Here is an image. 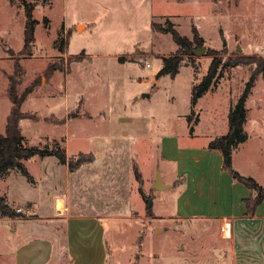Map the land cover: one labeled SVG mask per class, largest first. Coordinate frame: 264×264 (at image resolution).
<instances>
[{
    "label": "rangeland",
    "instance_id": "rangeland-1",
    "mask_svg": "<svg viewBox=\"0 0 264 264\" xmlns=\"http://www.w3.org/2000/svg\"><path fill=\"white\" fill-rule=\"evenodd\" d=\"M23 1L32 3L36 19L29 53H20ZM168 22L189 39L196 28L202 41L191 47L205 46L203 55H183L174 77L158 76L162 57L177 50L169 33L155 29ZM212 58L221 60L216 75L191 109V88ZM239 58L249 63L232 66ZM253 59H264V0H0V133L11 106L7 76L17 65V93L32 87L20 107L26 142L57 143L74 160L94 158L69 171L54 156H34L24 165L38 179L35 188L15 170L0 180V194L39 200L48 189L56 205L61 200L58 215L65 204L112 215L104 223L110 264H130L136 255L135 264H184L186 257L216 264L223 258L216 253L217 225L185 229L170 217L182 179L163 162L160 141L174 136L185 146H203L225 134L229 106L251 80L244 101L248 138L233 159L264 187V60ZM157 173L166 187L153 186ZM17 208L24 218L34 216ZM252 229L264 238V220ZM248 263L260 264L254 256Z\"/></svg>",
    "mask_w": 264,
    "mask_h": 264
},
{
    "label": "crops",
    "instance_id": "crops-1",
    "mask_svg": "<svg viewBox=\"0 0 264 264\" xmlns=\"http://www.w3.org/2000/svg\"><path fill=\"white\" fill-rule=\"evenodd\" d=\"M207 144L185 146L174 136L161 139L159 148L163 162L173 165L174 179H182L170 217L183 223L185 229L196 224L203 227L202 223L207 221L217 225L216 240L221 247H216V253L223 258L216 259V264H249L253 256L264 264V238H258L252 229L254 223L264 220V200L254 215H246L244 200L250 196V190L222 169L221 153L209 150ZM234 149L231 152L232 168L247 176L234 165ZM35 157L42 159L48 156ZM13 171L15 173L12 169L0 180H6ZM28 173L32 182L25 179L32 188L35 177ZM44 192L39 200L25 196L13 199L7 195L8 190L0 194L10 206H26L34 215L26 218L0 216V264H110L104 223L105 220L109 222L112 215L74 211L66 204L63 207L65 211L58 215V204L53 194L48 189ZM256 243L261 244L260 256L254 248ZM207 261L199 259V264H208ZM181 263L196 264L189 257Z\"/></svg>",
    "mask_w": 264,
    "mask_h": 264
},
{
    "label": "trees",
    "instance_id": "trees-1",
    "mask_svg": "<svg viewBox=\"0 0 264 264\" xmlns=\"http://www.w3.org/2000/svg\"><path fill=\"white\" fill-rule=\"evenodd\" d=\"M22 4L25 12V22L23 30L24 42L20 53H29V49L34 41L33 31L36 19L32 16V3H26L23 1ZM151 26L153 29L156 27L154 24H151ZM155 29L169 33L172 40L177 45L175 54L162 57V68L158 72V76L164 73H169L174 77L179 70L183 55L191 54V46L200 43L202 38L198 36L196 28H193V37L192 39H189L188 37L181 35L169 22L167 26H157ZM263 60L264 59H253L251 61H255L256 65H259ZM220 62L221 60L212 58L207 72L202 77L201 81L193 84L190 100L191 109H193L192 107L196 104L197 100L210 89V85L216 75L217 66ZM247 63H249L247 59L239 58L232 63V66ZM262 68H264V66H262ZM17 70H19V66L14 65L13 73L7 76L8 86L6 92L11 106L5 120L4 130L0 133V178L7 175L10 170L15 169L28 181L32 182V177L24 166L23 161L35 155L39 157L54 156L60 163L67 164L69 171L76 170L85 162H92L94 159L92 157L80 160L67 158L65 151L62 150L57 143L52 145V147H47L46 145L39 147L29 145L26 142L19 128V121L26 117L25 114L21 112L20 107L27 95L32 91V87L29 85L21 93H17L15 89L17 83L15 77L19 75ZM250 87L251 80H248L245 83L238 100L230 104L227 113L226 133L214 137L207 144L209 150H217L221 153L222 169L227 171L233 180L243 184L250 190V196L244 200L246 215L248 216L254 215L258 205L264 200V187L257 183L253 177L241 175L232 168L231 152L239 143L244 142L248 137L244 130V123L246 121L244 101L250 91ZM189 118L190 117L188 116V120ZM0 216L14 218L21 217L22 213L17 208L10 206L4 196H0ZM140 242L138 244H140ZM137 259L138 256L136 255L134 261L130 264H135Z\"/></svg>",
    "mask_w": 264,
    "mask_h": 264
},
{
    "label": "water",
    "instance_id": "water-1",
    "mask_svg": "<svg viewBox=\"0 0 264 264\" xmlns=\"http://www.w3.org/2000/svg\"><path fill=\"white\" fill-rule=\"evenodd\" d=\"M238 50H239V48H238ZM190 52H192V54L195 55V56L203 55V54H205V46L201 45L199 47H191L190 48ZM73 115L74 114H72V116ZM153 186L155 188L166 187L165 184L161 183V176H160L159 173H157L156 176H155V180H154ZM150 206H151V202H148L147 207H150Z\"/></svg>",
    "mask_w": 264,
    "mask_h": 264
},
{
    "label": "bare ground",
    "instance_id": "bare-ground-1",
    "mask_svg": "<svg viewBox=\"0 0 264 264\" xmlns=\"http://www.w3.org/2000/svg\"><path fill=\"white\" fill-rule=\"evenodd\" d=\"M58 205V210H60V208H61V200L60 199H58V203H57ZM227 230V229H226ZM226 230H225V232H226Z\"/></svg>",
    "mask_w": 264,
    "mask_h": 264
},
{
    "label": "built area",
    "instance_id": "built-area-1",
    "mask_svg": "<svg viewBox=\"0 0 264 264\" xmlns=\"http://www.w3.org/2000/svg\"><path fill=\"white\" fill-rule=\"evenodd\" d=\"M146 66H149V65L147 64ZM60 211H61V210H60ZM225 228H226V226H225Z\"/></svg>",
    "mask_w": 264,
    "mask_h": 264
}]
</instances>
